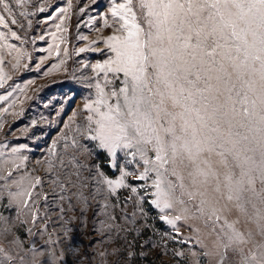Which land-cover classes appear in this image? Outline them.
Segmentation results:
<instances>
[{"label": "snow or ice", "instance_id": "6c2138e0", "mask_svg": "<svg viewBox=\"0 0 264 264\" xmlns=\"http://www.w3.org/2000/svg\"><path fill=\"white\" fill-rule=\"evenodd\" d=\"M0 4L11 13L6 0ZM112 15L122 21L117 29L122 35L107 37L114 57L94 66L105 85L97 80V98L84 105L86 132L94 133L90 139L110 156L125 149L133 160L139 156L143 171H122L117 181L100 171L95 176L104 177L108 196L129 187L127 175L152 178V203L179 213L161 218L172 225L182 219L194 225L200 252L191 253V264H264V0H114ZM0 24L8 27L3 15ZM109 73L116 79L122 73L123 80L105 91ZM73 147L57 158L58 169L51 162L49 168L58 177L53 183L62 192L71 191L68 209L79 205L83 216L91 207L89 197L95 199L100 190L90 189L93 172L86 161L91 151L75 140ZM9 177L11 172L0 179ZM40 183L35 177L28 186ZM8 195L31 198L32 192ZM105 214L108 220L100 221L105 230H125L109 222L116 216ZM3 222L7 225V218ZM113 255L112 264H121L123 256L134 253L117 248ZM0 256V264H14L17 258L25 264L23 256L5 248Z\"/></svg>", "mask_w": 264, "mask_h": 264}, {"label": "rangeland", "instance_id": "374dc122", "mask_svg": "<svg viewBox=\"0 0 264 264\" xmlns=\"http://www.w3.org/2000/svg\"><path fill=\"white\" fill-rule=\"evenodd\" d=\"M6 2L12 11L0 4V15L8 25L0 24V176L11 172V177L0 179V248L23 256L25 264H112L117 248L134 253L130 258L123 256L121 264L129 259L132 264H191V253L200 252L194 225L183 219L172 225L161 218L172 219L179 213L161 211L152 203V178L127 175L124 182L129 187H118L108 196L104 177L95 176L100 171L117 181L122 171L137 175L143 171L139 156L133 160L126 149L110 156L90 139L94 133L86 132L89 113L84 105L97 98V80L105 85L103 73L97 76L94 66L114 57L107 37L122 35L117 31L122 21L112 15L114 0ZM12 19L17 23L12 24ZM118 75L116 79L108 74L111 83L105 91L121 86L123 74ZM74 140L91 151L86 161L93 172L90 189L93 193L100 190L95 199L89 197L91 207L83 216L79 205L75 211L68 209L71 191L62 192L53 183L58 177L49 168L51 162L58 169L57 158L76 150ZM150 176L154 178V173ZM35 177L41 183L29 188ZM13 180L22 182L14 184ZM25 190L32 192L31 198L8 195ZM84 192L88 195L89 189ZM72 203H77L74 197ZM105 213L116 216L109 222L125 230H105L100 223L108 220ZM5 228L9 231L4 232ZM14 239L22 247L13 244ZM14 264H19L18 258Z\"/></svg>", "mask_w": 264, "mask_h": 264}]
</instances>
